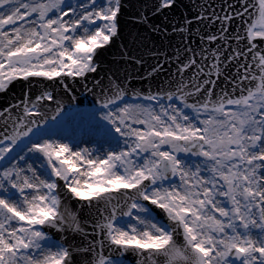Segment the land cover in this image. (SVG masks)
I'll use <instances>...</instances> for the list:
<instances>
[{"label":"snow or ice","instance_id":"snow-or-ice-1","mask_svg":"<svg viewBox=\"0 0 264 264\" xmlns=\"http://www.w3.org/2000/svg\"><path fill=\"white\" fill-rule=\"evenodd\" d=\"M0 100V264H264V0H0Z\"/></svg>","mask_w":264,"mask_h":264},{"label":"water","instance_id":"water-1","mask_svg":"<svg viewBox=\"0 0 264 264\" xmlns=\"http://www.w3.org/2000/svg\"><path fill=\"white\" fill-rule=\"evenodd\" d=\"M162 21V18H153L152 23H160ZM131 33V35L129 34ZM136 33H140L143 37H148L149 40H153L156 44H159V39L156 37V34H150L145 31L144 27L140 26H129L125 30L126 40L131 44V41ZM116 55V58L118 59V54H116V50L113 49L111 53L105 54L104 61L106 64L111 65V62L113 60V56ZM114 68L118 65H112ZM133 84L135 87H141V83L137 80L133 81ZM79 90L76 91L74 94L76 95L77 99L73 102L74 109L69 114V116L75 112H78L82 109L92 108L93 107V97L91 94L84 91L83 87L78 86ZM16 92L19 93V87H17ZM0 103H3V100H0ZM68 116V117H69Z\"/></svg>","mask_w":264,"mask_h":264},{"label":"rangeland","instance_id":"rangeland-1","mask_svg":"<svg viewBox=\"0 0 264 264\" xmlns=\"http://www.w3.org/2000/svg\"><path fill=\"white\" fill-rule=\"evenodd\" d=\"M87 110L89 109L76 112L68 118L70 130L82 134L85 139H87Z\"/></svg>","mask_w":264,"mask_h":264}]
</instances>
